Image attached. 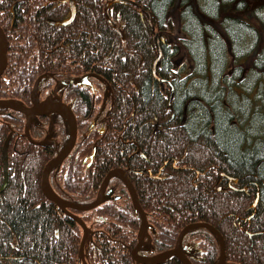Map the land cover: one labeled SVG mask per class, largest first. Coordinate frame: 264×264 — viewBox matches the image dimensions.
I'll return each mask as SVG.
<instances>
[{"label": "trees", "instance_id": "obj_1", "mask_svg": "<svg viewBox=\"0 0 264 264\" xmlns=\"http://www.w3.org/2000/svg\"><path fill=\"white\" fill-rule=\"evenodd\" d=\"M0 27V98L26 105L32 90L62 79L90 73L94 82L57 88L82 112L74 147L49 172L60 197L89 204L106 172L120 167L146 215L150 243L141 251L168 249L183 226L203 221L222 235L225 264H264V0H0ZM178 49L187 60L174 61ZM100 106L101 131L90 125ZM24 123L23 113L0 106V185L11 134L0 264H81L82 229L41 189L42 168L66 143L68 124L30 120L28 133L42 145L22 135ZM106 187L111 195L96 207L71 210L92 230L86 262L136 264L130 248L140 216L119 175ZM179 245L189 247L191 264L218 260L207 227L186 230ZM158 264L182 263L172 255Z\"/></svg>", "mask_w": 264, "mask_h": 264}, {"label": "water", "instance_id": "obj_2", "mask_svg": "<svg viewBox=\"0 0 264 264\" xmlns=\"http://www.w3.org/2000/svg\"><path fill=\"white\" fill-rule=\"evenodd\" d=\"M69 6H70V10H71V15H70V19H71L74 15V8H73L72 1L69 2ZM160 54H161V51L159 49V45L157 42V56L155 57V59L153 61V66H152V72H153L154 76H156L155 64H156ZM6 63H7L6 41H5L4 32H3L2 28L0 27V75L3 72V70L6 66ZM90 75H91L90 73H85V74H82L81 76H78L74 79L62 81L61 83H59V86L67 85V84H75V83H78L80 81H85L86 83H89L87 77ZM54 95L55 96H53V97L43 98L40 101L32 100V103L28 106L23 105L22 103H20L19 101L15 100V99L0 98V106H4V107H7V108H10L13 110H17V111H20L21 113H23L25 116V123H24V131H23L22 135L25 136L29 140V142L42 144V145L44 144V139L40 140V141H35L30 137V135L28 133L27 125H28L29 118H33V120L35 122H38V116L46 115L50 111L55 110V109H59L60 111H62L65 114V116L68 120V124H69V137H68V140L66 141V143L64 144V146L54 156H52L48 161H46V163L44 164L42 171H41V189H42V192L46 198H48L49 200L54 202L66 215L72 217L78 223L80 228L82 229V235L80 238V242L78 245V252H77L79 263L87 264L86 259H85L84 246H85V242H86L88 236L91 234L92 230L85 224V222L82 220V218L79 215H77L76 213H74L71 210H79V211L90 210V209L96 207L97 205H99L103 199L109 198L112 191L111 190L105 191V188H106L108 180L114 174H118L122 178V180L126 186V189L128 191V194L130 196L131 202L133 204L134 211L139 213V215H140L139 237H138V240L136 241L135 245L130 248L131 257L135 261L136 264H158L161 261L165 260L166 258H168L172 255L179 258V260L182 262V264H191L189 259L187 258V255H186V252H188L189 247H185V246L180 247L179 242H180V238H181L182 234L186 230L194 228V227H198V226L207 227L215 233V235L217 237L218 245H219V256H218V261L216 262V264H224L225 263V248H224V241H223L222 235L214 226H212L211 224H209L207 222H203V221L191 222V223H188L185 226H183L180 229V231L176 237V240L174 242V245L172 247L165 249V250H162V251H159V252L154 253V254L149 255V256L139 255L138 249L143 244H149L150 243L149 238H148V240L144 239V237H146V235L149 237L148 230H147L148 229V223H147L145 212L139 204L137 194L135 192L133 184L129 180V178H128V176H127V174L123 168L113 167L106 172V174L103 176V178H102V180H101V182L97 188L94 200L89 204L75 203V202H72V201H69L67 199L60 197L53 190L51 184L49 183L48 176H49L50 170L55 165L58 166V164L70 153V151L74 147L75 142H76V136H77V124H76L75 116H74L70 106L68 104H66L65 102L61 101L55 92H54ZM33 96H34V90H32V92L30 94L31 99L33 98ZM10 136H11V134L9 133L5 137L3 144H2L3 182L0 185V190H2L4 188V186L7 182V146L9 143Z\"/></svg>", "mask_w": 264, "mask_h": 264}, {"label": "flooded vegetation", "instance_id": "obj_3", "mask_svg": "<svg viewBox=\"0 0 264 264\" xmlns=\"http://www.w3.org/2000/svg\"><path fill=\"white\" fill-rule=\"evenodd\" d=\"M3 73V72H2ZM82 75V74H81ZM81 75H78V76H81ZM78 76H75V77H72L71 79H74V78H76V77H78ZM87 78H89L90 79V76H88ZM89 79H88V81H89ZM67 80H69V78H67ZM62 81H65L64 79H62ZM61 80H60V82L59 81H57V83H52V84H50L46 89H45V91H44V89L42 90V93H35L34 94V96H33V98L31 99V101H30V103L29 104H26V105H30L31 103H32V100H34V101H40V100H42L43 98H46V97H53V96H55L54 95V92L57 94V96H58V98L61 100V101H63V102H65L66 104H68L69 106H70V104H69V101H67V100H65L64 99V96H63V94L61 93V91H59L57 88H59V87H61V86H59V83H61L62 82ZM91 83H92V85H93V81H89V83H86L85 81H80V82H78V83H75V84H80L82 87L81 88H83V90H86V88H85V86L86 85H91ZM63 86V85H62ZM90 89H91V87H90ZM95 88H93V90H94ZM72 97H74V96H72ZM106 97H107V95H106V93L105 94H103V96H102V100L104 101V108H106V102H107V100H106ZM106 104V105H105ZM71 108V107H70ZM103 108V106H100V109H98L96 112H95V114H94V117H93V119H92V123H90V125L92 126V127H96V126H98V130L99 131H101V128H100V124H97L98 122H99V120H100V114H101V111H102V109H104ZM72 110V109H71ZM73 112V114H74V116H75V119H76V116L78 117V116H80L81 114H82V112L80 113V112H78V109L76 108L75 109V111H72ZM39 117H42V118H44L45 120H47V127H53L54 125H59V123H61V124H63L64 122H67V124H68V120H67V118H66V116H65V114L62 112V111H60L59 109H55V110H52V111H50L48 114H46V115H43V116H38V118ZM30 120H33V118H29V121ZM88 121L90 120V117L87 119ZM76 124H77V120H76ZM68 127H69V124H68ZM69 137V136H68ZM50 139H51V137H50ZM67 140H68V138H67ZM76 141H77V137H76ZM64 146V145H63ZM62 148V147H61ZM60 150V149H59ZM58 150V151H59ZM57 151V152H58ZM56 152V153H57ZM55 153V154H56ZM54 154V155H55ZM53 155V156H54ZM118 175V174H117ZM106 189H107V187H106ZM137 213V212H136ZM137 215H139V213H137ZM140 216V215H139ZM146 255H151L150 253H145ZM177 258V257H176ZM177 259H179V258H177ZM225 263H226V260H225ZM224 263V264H225Z\"/></svg>", "mask_w": 264, "mask_h": 264}, {"label": "rangeland", "instance_id": "obj_4", "mask_svg": "<svg viewBox=\"0 0 264 264\" xmlns=\"http://www.w3.org/2000/svg\"><path fill=\"white\" fill-rule=\"evenodd\" d=\"M170 15L173 17V19L176 16V7H173V9L171 10ZM178 29H175V31H173L171 33V35H169V42H171L172 44L175 43L176 39H178ZM183 60H187L186 56H185V52L182 49H178L175 56H174V61L176 63H179ZM3 182V181H2ZM82 235V234H81Z\"/></svg>", "mask_w": 264, "mask_h": 264}, {"label": "bare ground", "instance_id": "obj_5", "mask_svg": "<svg viewBox=\"0 0 264 264\" xmlns=\"http://www.w3.org/2000/svg\"><path fill=\"white\" fill-rule=\"evenodd\" d=\"M5 35V34H4Z\"/></svg>", "mask_w": 264, "mask_h": 264}]
</instances>
